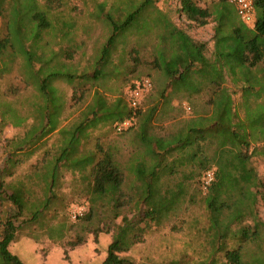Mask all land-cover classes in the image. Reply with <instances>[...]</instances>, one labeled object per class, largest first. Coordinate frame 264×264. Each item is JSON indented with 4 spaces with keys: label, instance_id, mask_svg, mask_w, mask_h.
<instances>
[{
    "label": "trees",
    "instance_id": "obj_1",
    "mask_svg": "<svg viewBox=\"0 0 264 264\" xmlns=\"http://www.w3.org/2000/svg\"><path fill=\"white\" fill-rule=\"evenodd\" d=\"M201 1L179 0L180 11L198 26L214 22V49L210 57L207 43L192 38L167 16L156 22L157 26L162 25L158 28L161 30L158 40L164 45H157L151 63L154 71L162 73L166 80L159 96L165 102L180 98L182 108V100L207 94L206 109L194 111L195 118L170 137L158 132V103L144 109V99L134 109L123 97H118L108 106L98 88L93 101L86 106L85 118L74 129L66 128L63 124L66 93L58 94V87L52 83L55 80L86 83L109 78L107 71L113 64L118 40L128 41L134 34L131 28L150 9L163 13L157 8L156 0H114L111 4L107 1L98 4L92 15L103 24L109 36L100 46L92 76L62 66L59 57L48 50L38 54L41 46L34 47L33 52L26 50L25 42L35 46L42 33L52 28L37 0H0V17L5 18L7 28L0 37V73H8L10 64L17 65L26 85H35L38 89L34 90L35 99L31 102L34 121L23 137L7 141L14 151L0 170V201L7 200L14 207L13 212L9 209L0 215V264H25L10 248L24 223L30 224L40 216L39 211L32 212V209L36 200L41 199L32 200V192L24 179L7 182L5 178L13 176L22 161L16 158L18 152H25L28 158L44 138L54 134V155L51 156L52 150H47L32 168L47 193L42 196L47 200L45 207L56 195L63 169H71L73 178L81 180L88 172V195L104 197L119 192V208L138 198L142 206L133 225L149 219H168L181 211L187 197L191 204H196L199 195L198 203L209 219L207 232L212 251L208 258L194 264H264V235L251 226L225 234L215 215L223 210L233 211L247 194L257 198L264 194V176L257 165L264 162V0H253L257 17L252 27L241 20L236 7L228 0H210L204 5ZM152 29L156 34L157 28ZM12 53H20V64L17 59L12 60ZM60 67L67 70L62 71ZM74 87L71 100L77 98L76 104L93 88ZM237 95H240L239 102ZM103 110L112 113L96 124H110L117 139L105 145L98 137L92 149L84 148L83 144L76 147L81 132L90 126L91 113L94 116L96 111ZM3 111L2 128L7 125ZM129 118L133 119L132 126L117 132L116 125ZM22 124L16 122L13 126ZM25 146L29 149H24ZM209 170L214 171V179L204 189V175ZM47 175V181H42ZM29 179L33 184V178ZM193 182L194 194L189 191ZM27 210L32 218L21 220ZM91 218L92 212L88 211L79 219ZM128 230L124 229L108 244L99 264H134L120 255L134 242L126 238Z\"/></svg>",
    "mask_w": 264,
    "mask_h": 264
},
{
    "label": "rangeland",
    "instance_id": "obj_2",
    "mask_svg": "<svg viewBox=\"0 0 264 264\" xmlns=\"http://www.w3.org/2000/svg\"><path fill=\"white\" fill-rule=\"evenodd\" d=\"M105 1L111 4L114 0H37L40 9L46 12L52 28L42 33L35 46L25 42L26 50L33 52L34 47L41 46L37 51L38 54L48 50L49 53L59 57L62 66L73 69L78 74L92 76L100 46L109 36L108 31L105 33L103 24L92 14L98 4ZM206 1L210 0H202L201 4L204 5ZM156 6L163 13L150 9L141 20H138L139 23L131 28L134 34L128 41L124 38L118 40L113 54V64L107 71L111 75L109 78L86 83L77 80L73 84H68L65 80L52 82L58 87V94L62 91L66 93L67 102L65 101L63 112V124L66 128H75L85 118L86 106L93 101L96 88L108 106H111L118 97H123L128 103L125 92L139 77L148 76L153 80V88L144 98L143 108L148 109L158 103L159 133L168 136L175 134L184 120L194 116V111L206 109L204 103L207 94L205 92L193 95L192 100H182V108H180V98H169L165 102L159 96L166 84L165 77L162 73L154 71L151 62L157 53V45H164L163 42L160 43L161 39L158 40L161 31L158 28L162 25H156L158 20L163 21L164 16L195 40L207 43L208 54L214 22L198 26L188 21L180 11L179 0H156ZM12 12H14L13 8ZM256 17L257 13H255ZM24 24L26 25L27 22ZM152 28H157L156 34L153 33ZM150 29L152 33L149 37ZM6 32L5 18L0 17V37ZM12 54V60L17 59L20 64L22 61L20 53ZM59 65L58 63L57 66ZM60 68L62 71L67 70ZM21 73L18 66L12 64L8 73H0V170L6 166V159L10 152L14 151L7 141L23 137L34 121L31 102L35 99L34 90L38 89L35 85L27 86ZM97 85L100 86L97 87ZM74 86L93 88L79 104H76L74 102L77 98L71 100L73 91L76 89ZM236 100H240V95L236 96ZM2 110L7 122L3 128L1 126ZM106 110L96 111L94 116L91 113L90 126L81 132L79 141L75 143L76 147L83 144L84 148L92 149L98 137L105 145L117 139V133L111 129L110 124H105L104 121H102L104 124H96L102 119L109 118L108 115L112 112ZM16 122L23 124L13 126ZM28 135L30 136L29 133ZM54 139L55 134L38 144L34 154L28 158L25 157V152H18L16 158L22 161L14 169L13 176L5 178L7 182L24 179V182L28 184L27 188L32 192V200L41 197L38 202L36 200L32 209V212L39 211L40 216L30 224L25 221L17 241L10 248L12 253L18 255L25 264H99L106 255L108 244L124 229H129L126 238L134 242L120 255L128 257L134 264H170L172 262L194 264L209 257L212 251L207 232L209 219L203 206L198 203L199 195L196 197V204H191L190 197H187L188 201L181 206V211L168 219L161 218L155 221L149 219L133 225L132 222L142 206L138 198H134L128 206L119 208L117 206L119 192L104 197L94 193L88 195L87 184L90 181L88 172L81 174L82 181L78 178L74 179L69 170H63L59 186L55 188L56 195L45 207L47 200L42 196L47 193L42 190L38 178L36 179V175H33L32 168L47 150H52L51 156L54 155L55 147L52 146ZM24 149L29 147L25 146ZM257 165L260 174L264 176V162H257ZM29 177L33 178V184L30 179L28 180ZM48 177L49 175L42 181H47ZM189 191L193 194L196 192L195 182L192 183ZM77 205L86 206L88 211L92 212V218L72 220L70 211ZM186 207L189 208L185 209ZM9 209L14 211L9 201H0V215L5 214ZM215 215L225 234H230L240 227L251 226L264 235V194L258 198L247 194L233 211L223 210ZM32 216V213L27 210L21 220H27ZM25 238L33 242L34 248L20 252L26 244Z\"/></svg>",
    "mask_w": 264,
    "mask_h": 264
},
{
    "label": "built area",
    "instance_id": "obj_3",
    "mask_svg": "<svg viewBox=\"0 0 264 264\" xmlns=\"http://www.w3.org/2000/svg\"><path fill=\"white\" fill-rule=\"evenodd\" d=\"M231 4H233L240 16V18L248 25L253 26L255 23V7L253 0H228ZM153 88V82L150 77H142L140 79H137L135 82H133L132 85L128 87L126 90V98L129 103V105L137 109L142 104V101L146 97L147 94L152 90ZM188 110H191L190 107H187ZM133 124V119L129 118L124 120L123 122L116 125V131L122 132L129 127H131ZM214 179V171L209 170L204 175V189H207V187L210 185V183ZM88 212V208L84 205H77L73 207L70 211V217L72 220H77L81 217H83Z\"/></svg>",
    "mask_w": 264,
    "mask_h": 264
},
{
    "label": "crops",
    "instance_id": "obj_4",
    "mask_svg": "<svg viewBox=\"0 0 264 264\" xmlns=\"http://www.w3.org/2000/svg\"><path fill=\"white\" fill-rule=\"evenodd\" d=\"M248 25V24H247ZM249 26H251V25H249ZM252 27V26H251ZM214 33V32H213ZM209 47H210V52H209V57L210 56H212V53H213V49H214V44H213V41H211V42H209ZM240 100H237V102H239ZM191 118H195V115L194 116H192ZM190 118V119H191ZM190 119H186V120H184V123L182 124V125H180L181 126V128H183L184 127V124L187 122V121H189ZM180 128V129H181ZM178 130L175 134H171L170 135V137H172V136H174V135H176L178 132H180L181 130ZM50 137H52V135L51 136H48V137H46V138H44L43 140H42V142L44 141V140H46V139H48V138H50ZM41 142V143H42ZM40 144V143H39ZM61 165V164H60ZM63 170H69L70 172L72 171L71 169H63ZM25 240H26V244L22 247V249H20V252H22L24 249H26L27 251H30V249L31 248H34V244H33V242H31L30 240H28L27 238H25Z\"/></svg>",
    "mask_w": 264,
    "mask_h": 264
}]
</instances>
